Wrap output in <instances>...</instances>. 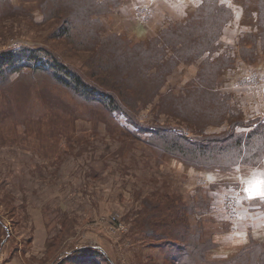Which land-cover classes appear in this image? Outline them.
<instances>
[{"label": "trees", "instance_id": "16d2710c", "mask_svg": "<svg viewBox=\"0 0 264 264\" xmlns=\"http://www.w3.org/2000/svg\"><path fill=\"white\" fill-rule=\"evenodd\" d=\"M128 1L0 0L1 37L10 32L4 33L9 20L25 19L42 30L51 28L47 39L57 42L42 39L0 50V129L16 130L23 143L48 140L42 149L51 158L60 155L62 141L89 133L77 128L76 119L102 113L106 131L124 139L128 152L144 142L159 164L177 161L204 175L193 182H188L191 175L186 181L177 176L189 190L165 184L156 191L158 200L140 198L143 207L127 216L135 228L131 237L147 238L150 248H158L160 264H264V199L248 204L251 211H263L258 215L263 223L230 242L222 239L231 223L219 219L224 189L241 190L244 176L264 175V113L247 109L241 97L250 91L224 87L233 79L229 72L236 74L244 62L264 68V0H234L241 19L232 47L222 36L237 21V12L225 0H201L184 16L168 20L154 4L153 19L142 29H110L108 22L117 21L116 12ZM220 48L215 57L206 54ZM191 62L196 67L188 87L162 90L175 68ZM149 105L155 115L142 122L140 112ZM124 152L119 159H126ZM205 175L223 179L209 181ZM215 219L226 234H212ZM59 232L50 239L51 247L57 246ZM116 258L84 245L53 264H119ZM128 263L137 264L130 258Z\"/></svg>", "mask_w": 264, "mask_h": 264}, {"label": "rangeland", "instance_id": "374dc122", "mask_svg": "<svg viewBox=\"0 0 264 264\" xmlns=\"http://www.w3.org/2000/svg\"><path fill=\"white\" fill-rule=\"evenodd\" d=\"M173 1L180 3L187 10L194 8L195 0ZM227 1L233 7L238 6L234 0H232L233 3L231 0ZM234 8L236 9V7ZM147 9L146 20L150 22L155 14V9L154 6ZM119 12L121 11L116 13ZM116 13L113 15L114 18ZM36 15L41 17L39 12ZM237 15L239 18L240 11H237ZM149 22L143 24L146 25ZM108 23L112 24L110 29L116 26L114 20ZM5 26L4 33L8 28L10 32H6L5 34L8 35L3 37L0 34V50L33 44L36 40H48L51 31V28L46 26L45 30L37 28L25 19L9 20ZM236 27V22L229 25L228 33L233 31V36H235ZM138 37H141V33ZM48 41L57 45V42ZM15 43L18 46H14ZM226 46L232 47V44L227 42ZM221 51L220 48L214 52L207 51L206 54L215 57V54ZM74 61L77 62V59ZM77 63L82 64L79 60ZM195 67L196 62H191L183 63L182 66L175 68L168 76L162 90L168 88L183 90L184 85L188 87L186 81L192 79L190 76L194 75ZM257 69L260 71L264 68L258 66ZM251 70L255 69L252 66L250 69L238 67L237 76L234 71H230L227 77H233V79L228 80L224 87L234 91L244 89L245 87L240 84V77L249 79ZM248 86L253 88L251 83ZM100 114L102 115V113ZM101 115H91V120L82 117L76 119L77 128L81 131L89 130V133L87 131L83 137L72 142L63 143L64 141H62L58 158L54 155L47 158V152L43 151L42 148L50 145L48 140H41L35 145L29 142L23 143L20 142L21 138L16 130V133L14 130L11 133L9 129H0V133L4 134L0 139V264H53L74 251L75 247L84 245L100 246L104 251H109L111 255L117 257L115 260L119 264L123 261L126 264H134L128 263L129 258L135 260L137 264H160L162 262L160 250L150 248L152 246L148 243L147 238L142 241L131 237L135 228L130 225L132 220L130 221L127 216L143 207L142 198L147 196L155 199L154 201L158 200L159 195L156 194V191L165 184H168L174 191L189 190L188 187L181 185L177 176L181 175L182 180L186 181L184 180L186 175H191V177H204V175L191 172L189 169L186 170L183 164L176 170L174 164L177 161H166L163 165L159 164L151 147L144 142H136L134 152H128L130 146H127L124 139L114 133L120 138L118 139L106 131L108 127L105 122L100 120ZM154 115L153 106L149 105L140 112V120L142 122L150 121ZM172 118L178 121L177 118L173 116ZM172 122L175 124L174 121ZM95 125L101 127L98 130H93ZM100 131L101 134H99ZM33 132L37 131L33 130ZM42 132L45 131L41 130ZM42 134L40 139H45L46 133ZM39 135L40 133L37 134V137ZM123 148L125 151L123 157L126 159H119L118 156H122L120 152ZM133 160L136 165L131 164ZM144 168L146 169L145 173L141 171ZM203 177H198V180L200 183L206 184L207 180ZM208 177L209 181L223 179V177L212 175ZM261 178H264V175L244 176L243 180H240L243 184L240 186L242 192H245V186L254 190ZM83 185L86 187L85 190ZM219 185L220 187L225 186L224 184ZM73 187H78V190H72ZM233 188L224 189L223 194L227 191L234 192ZM60 192L65 193L60 197ZM100 192L103 197H106L103 206H107V208L104 210L101 209V204L92 205L90 201L80 202L83 199L82 196L90 197L93 201V195ZM235 192L240 194L241 191ZM138 195L139 199L136 198ZM66 196L71 198L70 202L65 199ZM223 197L220 196V202L223 201ZM240 197L241 209L250 211V215L253 217L263 213L261 209L251 211L248 206L251 202L250 199L245 201L246 199L242 195ZM93 210H96L94 214ZM110 215L117 220L116 225L107 221V216ZM122 223L127 227L126 230L113 229ZM213 223L209 226L214 231L212 234L214 233L216 236L226 234L222 232L223 224L218 225L220 222L217 223V219ZM57 231H60L54 240L57 242V246L53 244L51 247L50 239L57 234ZM130 247L133 248L132 252H129ZM57 252L58 254L54 257Z\"/></svg>", "mask_w": 264, "mask_h": 264}, {"label": "crops", "instance_id": "0c3cea01", "mask_svg": "<svg viewBox=\"0 0 264 264\" xmlns=\"http://www.w3.org/2000/svg\"><path fill=\"white\" fill-rule=\"evenodd\" d=\"M226 2H228L227 0H225ZM201 2V0H195V3L193 5V7H196L199 3ZM231 2L233 3V1L231 0ZM128 3V4H127ZM126 3L125 7L121 10V12H119V15H117L116 18V26L118 28L121 29H125V30H132L134 27H140L142 29L143 27V23L144 22H149L147 21V11L150 6H153L154 4H158L161 6V9L164 12V17L166 18V20L172 18V19H178L182 16H184L187 12V8H184L180 5V3L175 2L173 0H129ZM229 4H231L230 2H228ZM233 6V5H232ZM236 7V6H234ZM235 11H239L236 7ZM238 17V15H237ZM241 19V17L239 16V18H236V32H235V36L234 32L231 31V33L229 31V28H227L228 30L225 32L224 36H222V39L224 42H230L231 44L235 43L236 39H237V34H238V28L240 26L239 20ZM141 25H140V24ZM132 27V28H131ZM240 32V31H239ZM232 36H229V35ZM244 62V61H243ZM246 65H250L252 66L256 71V73L258 75L264 76V70H260L258 71L257 67L255 65H251L249 63L244 62ZM238 72L235 74V76H237ZM252 84L253 88H250L248 86V84ZM240 84H242L245 88V90L250 91V93H244L241 97V99H244L245 101V105L247 107V109L253 113H257V112H262L264 113V81H260V82H250L247 80V78L245 77H240ZM238 89V88H237ZM132 165H136L135 161H131ZM181 164L179 163H175L174 167L176 168H180ZM145 168L144 170L141 169V171L143 173H145ZM61 172V170H60ZM207 175H205L206 177ZM193 178V179H192ZM206 178L209 179V177L207 176ZM194 177H189L188 182H193ZM74 186V185H73ZM84 190L86 189V187L83 185ZM72 190H78V187H73ZM83 190V191H84ZM177 191V190H176ZM240 195H242V197H244L245 199L247 198V193H243L242 190H240ZM65 193V192H64ZM64 193H59L60 197L62 195H64ZM68 193V192H67ZM66 193V194H67ZM85 193V192H84ZM65 194V195H66ZM82 195V192H81ZM83 199L80 200V202L86 203V202H92V205H97V204H101V209L104 210L106 207H104L103 205L105 204L104 199H106V197H103L102 192L97 193L96 195H93L94 200L91 201L90 197H85L82 196ZM65 199L70 202L71 198L69 196H66ZM61 205V202H60ZM95 208V206H94ZM68 210V209H65ZM242 210V216H241V220L239 223V226L236 230L232 229V226L229 228V233L222 239L223 242H230L231 238H233L234 235H238V234H244L245 232H247L252 226H256V225H261L263 222L260 220L259 216H255L253 217L252 215H250V211H244V209ZM246 210V209H245ZM64 211V210H62ZM96 210H93V214L95 213ZM217 215V212H216ZM224 221V219H226V216L224 214L223 211V205L221 202V209H220V218ZM227 220V219H226ZM101 245H103L102 243H100ZM227 244V243H226ZM105 248L106 246L103 245ZM132 250V247H130L129 252Z\"/></svg>", "mask_w": 264, "mask_h": 264}, {"label": "built area", "instance_id": "2783aa9c", "mask_svg": "<svg viewBox=\"0 0 264 264\" xmlns=\"http://www.w3.org/2000/svg\"><path fill=\"white\" fill-rule=\"evenodd\" d=\"M14 46H18L17 43L13 44ZM238 67H246V69H250V66L248 65H239ZM249 79L248 81L253 82H260L264 81V76H259L256 72L253 70L249 71ZM244 198V197H243ZM241 197L240 194L234 192L227 191L224 194L222 205H223V211L226 216V219L231 223L232 229L236 230L239 226L241 216H242V210H241ZM107 221L113 223L116 225L118 222L117 220L113 219V217L107 216ZM114 230H126L127 227L122 223L118 224L116 228H113Z\"/></svg>", "mask_w": 264, "mask_h": 264}, {"label": "snow or ice", "instance_id": "6c2138e0", "mask_svg": "<svg viewBox=\"0 0 264 264\" xmlns=\"http://www.w3.org/2000/svg\"><path fill=\"white\" fill-rule=\"evenodd\" d=\"M244 191L248 194V199H264V178H261L254 190L248 186H245Z\"/></svg>", "mask_w": 264, "mask_h": 264}, {"label": "water", "instance_id": "95a60500", "mask_svg": "<svg viewBox=\"0 0 264 264\" xmlns=\"http://www.w3.org/2000/svg\"><path fill=\"white\" fill-rule=\"evenodd\" d=\"M100 247V246H99Z\"/></svg>", "mask_w": 264, "mask_h": 264}]
</instances>
